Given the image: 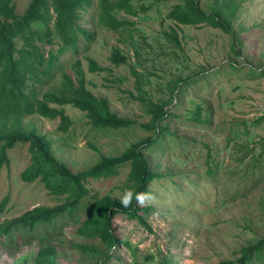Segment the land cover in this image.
Returning <instances> with one entry per match:
<instances>
[{
	"label": "rangeland",
	"instance_id": "1",
	"mask_svg": "<svg viewBox=\"0 0 264 264\" xmlns=\"http://www.w3.org/2000/svg\"><path fill=\"white\" fill-rule=\"evenodd\" d=\"M30 1L14 0L16 12L22 15ZM180 1L134 0L135 16L116 13L134 25L112 31L90 20L98 2L93 0L80 25L93 31L94 39L79 34L78 51L69 47L65 53H59L62 41L57 35L52 45L36 41L44 52L41 70L47 68L50 51L58 60L47 76L40 74L42 82L28 81L29 88L36 84L41 98L61 85L64 73L72 74L71 64L78 59L88 89L107 98L119 116L137 122L130 128L96 129L85 112L70 105L62 107L72 122L68 132L58 129V118L25 117L24 128L47 137L55 157L74 173L92 167L102 155H120L153 134L141 126L151 117L139 96L167 106L168 117L160 126H168L169 132L144 149L150 168L161 174L139 203L152 207L147 214L140 212L148 227L116 215L112 228L121 243L111 249L76 233L88 205L104 196L121 197L130 171L125 164L111 178L88 179L89 194L72 214L33 230L17 228L11 235H0V264H19L22 256L32 255L45 243L57 247L59 264H96L103 259L83 252L80 244L110 251L112 257L102 264H236L241 249L264 235V0H235L239 11L230 24L232 34L206 23L176 27L166 16ZM222 2L199 0L198 5L208 13ZM45 27L32 26L42 35ZM47 27H54V18ZM169 27L177 30L179 44L166 37ZM17 44L23 46L20 40ZM114 48L125 55V64L111 62ZM87 58L104 70L90 73ZM187 79L168 105L174 84ZM197 106L202 108L203 123L193 120ZM208 118L210 122H205ZM29 147L16 143L7 152L9 165L0 170V202L8 198L0 224L34 207H54L68 199L50 195L39 178L32 183L21 179L32 163ZM263 263L261 253L251 264Z\"/></svg>",
	"mask_w": 264,
	"mask_h": 264
},
{
	"label": "trees",
	"instance_id": "2",
	"mask_svg": "<svg viewBox=\"0 0 264 264\" xmlns=\"http://www.w3.org/2000/svg\"><path fill=\"white\" fill-rule=\"evenodd\" d=\"M155 1L162 3L171 0ZM198 1H180L168 12L166 19L174 21L176 27L206 23L227 33H233L230 24L239 11L237 1L223 0L220 6H213L208 13L199 7ZM133 2L134 0H98L96 11L90 20H95L97 26L112 31H118L126 26L132 27L134 22L119 19L116 13L124 12L128 16H135L137 13L134 11ZM92 6L93 0H31L25 12L20 15L16 12L14 0H0V170L4 165H9L7 152L13 149L16 143H29L32 163L21 173V179L25 183H32L39 178L50 195L68 196L63 204L54 207L37 206L12 220L5 221L0 224V235H11L13 229L17 228L33 230L40 224H52L65 213L72 214L89 194L85 184L88 179L111 178L118 173L119 167L125 164L129 165L130 171L121 197L104 196L88 205L86 217L76 233L79 237L98 239L111 249L121 243L112 228V220L116 215H126L129 219L137 220L148 227L146 217L140 212L147 214L152 207L141 206L137 196L150 193V184L158 180L161 174L157 169L150 168L144 149L153 146L165 132H169L168 126H160L168 117L167 106L139 96V101L146 105L147 113L151 117L148 123L141 126L153 131V134L132 143L120 155H102L99 162L79 173L72 172L65 163L55 157L52 143L47 137L38 133L36 129H25L23 125L25 117L37 114L50 120L58 118L60 120L58 129L68 132L72 122L62 108L67 105L85 112L90 124L96 129L118 130L137 124L131 118L119 116L111 110L107 98L98 97L88 89L85 70L78 59L71 64L72 74L64 73L61 85L45 91L41 98L37 97L36 84L30 88L28 86L30 80L42 82L40 74L47 76L58 60V54L50 51L47 68L41 70L44 52L38 42L52 45V38L57 35L62 41L59 53H65L69 47L74 52L78 51L79 34L89 41L94 39V32L80 25L82 13ZM53 18L54 27H47ZM34 24H44L45 34L42 35L33 29ZM169 29L165 32L166 37L179 44L177 30L173 27ZM18 40L23 42L21 48L18 47ZM110 60L115 65L127 62V58L118 48L113 49ZM87 61L90 73L104 70L94 59L87 58ZM189 80H178L174 84L172 99L168 105H172L180 94V84ZM138 89L141 90L139 86ZM193 120L198 123L204 122L201 106H197ZM205 122H210V119ZM126 191L133 193L128 207L121 203ZM7 202L8 198L0 202V213L4 211ZM78 246L85 253L103 255V259L96 264H102L104 260L112 257L110 251H101L90 244ZM261 253H264V235L254 244L241 249L236 264H251L254 257ZM58 256L57 247L45 243L32 255L22 256L19 264H59ZM232 263L234 262L225 261L218 264Z\"/></svg>",
	"mask_w": 264,
	"mask_h": 264
},
{
	"label": "clouds",
	"instance_id": "3",
	"mask_svg": "<svg viewBox=\"0 0 264 264\" xmlns=\"http://www.w3.org/2000/svg\"><path fill=\"white\" fill-rule=\"evenodd\" d=\"M132 195L133 193L131 191H126L124 196L122 197V200H121V203L125 206V207H128L130 206V202H131V199H132ZM137 200L139 203H144V200H145V194H140L137 196Z\"/></svg>",
	"mask_w": 264,
	"mask_h": 264
}]
</instances>
